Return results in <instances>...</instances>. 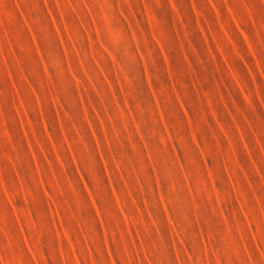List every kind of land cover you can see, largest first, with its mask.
<instances>
[{
	"label": "rangeland",
	"instance_id": "obj_1",
	"mask_svg": "<svg viewBox=\"0 0 264 264\" xmlns=\"http://www.w3.org/2000/svg\"><path fill=\"white\" fill-rule=\"evenodd\" d=\"M0 264H264V0H0Z\"/></svg>",
	"mask_w": 264,
	"mask_h": 264
}]
</instances>
